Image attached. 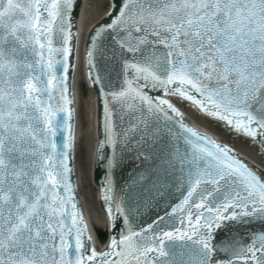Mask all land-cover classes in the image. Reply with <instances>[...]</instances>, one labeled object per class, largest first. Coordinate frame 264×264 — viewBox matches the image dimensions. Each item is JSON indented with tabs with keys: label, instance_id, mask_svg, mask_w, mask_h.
I'll use <instances>...</instances> for the list:
<instances>
[{
	"label": "snow or ice",
	"instance_id": "1",
	"mask_svg": "<svg viewBox=\"0 0 264 264\" xmlns=\"http://www.w3.org/2000/svg\"><path fill=\"white\" fill-rule=\"evenodd\" d=\"M77 7L0 0V264H264V171L182 111L223 122L264 155V0L100 6L107 19L85 56L102 102V198L117 229L102 250L74 180ZM133 146L150 166L119 186L115 169ZM255 222L260 230L232 231Z\"/></svg>",
	"mask_w": 264,
	"mask_h": 264
},
{
	"label": "bare ground",
	"instance_id": "2",
	"mask_svg": "<svg viewBox=\"0 0 264 264\" xmlns=\"http://www.w3.org/2000/svg\"><path fill=\"white\" fill-rule=\"evenodd\" d=\"M109 3L108 0H96L94 6L89 10L87 14V20H86V27L83 32V34L80 37V40L83 39V41L78 44V57H77V67H76V76H75V84H74V95H75V106L76 102H78V118H77V124H76V130H77V137L80 144L81 152H82V159L84 161V164L91 176L93 186V173H92V158L95 152V145L96 142L92 140L89 141L87 135L85 134L86 130L93 131V122L92 117L96 114V108H95V101H94V95L92 92L89 91V88H87L86 82H85V69H84V60L82 57V47L84 42V36L86 34V31L90 28V26L97 24L100 21V18L105 13L101 10V5ZM87 105V107L85 106ZM89 106H91L92 111H89ZM186 111L185 113H188L189 116L193 119L194 122L198 124V122L201 125L207 126L211 129H214L216 131L217 128H220L219 126L213 125L212 123L206 122L198 117L197 114L194 113V111L191 108L185 107ZM232 143L240 146V147H247L249 149V153L243 152L251 158L255 163L257 162L258 166L261 167L264 170V163H261V161H264V157L260 154V152L254 147L251 143L245 142L243 140H240L236 137H234L231 134H227ZM250 155V156H249ZM253 157V158H252ZM260 164V165H259ZM93 191L98 198V191L93 187Z\"/></svg>",
	"mask_w": 264,
	"mask_h": 264
},
{
	"label": "water",
	"instance_id": "3",
	"mask_svg": "<svg viewBox=\"0 0 264 264\" xmlns=\"http://www.w3.org/2000/svg\"><path fill=\"white\" fill-rule=\"evenodd\" d=\"M96 0H84V3L82 5V10L79 16V19L77 21V30L79 33V39L77 43V57H78V44L81 35L83 34L85 27H86V20H87V14L89 10L94 6ZM76 67H77V58H76ZM75 76H76V68L74 73V84H75ZM77 122V121H76ZM75 164H76V176H77V182H78V190L81 197V203L83 212L87 218V223L89 226V229L92 232V229L100 228L105 229L108 227V222L105 218V216H102L99 214V202L98 198L96 197L94 191H93V182L91 179V176L84 164V161L82 159V152L80 148V144L77 137V148L75 153ZM98 172V176H99ZM101 212V210H100ZM95 245L99 246L100 248L102 246L99 245V242L95 239L94 240ZM104 246V245H103Z\"/></svg>",
	"mask_w": 264,
	"mask_h": 264
}]
</instances>
